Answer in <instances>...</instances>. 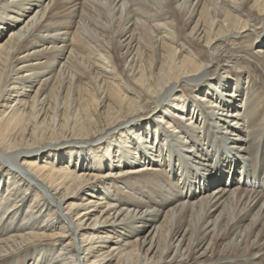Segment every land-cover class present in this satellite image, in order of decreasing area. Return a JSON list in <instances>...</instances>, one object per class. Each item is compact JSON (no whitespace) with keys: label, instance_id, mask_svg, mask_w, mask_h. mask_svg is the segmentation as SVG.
<instances>
[{"label":"bare ground","instance_id":"obj_1","mask_svg":"<svg viewBox=\"0 0 264 264\" xmlns=\"http://www.w3.org/2000/svg\"><path fill=\"white\" fill-rule=\"evenodd\" d=\"M0 264H264V0H0Z\"/></svg>","mask_w":264,"mask_h":264},{"label":"rangeland","instance_id":"obj_2","mask_svg":"<svg viewBox=\"0 0 264 264\" xmlns=\"http://www.w3.org/2000/svg\"><path fill=\"white\" fill-rule=\"evenodd\" d=\"M75 29H76V28H73V29L71 30L72 33H71V34L69 33L70 38H72V35H73V32L75 31Z\"/></svg>","mask_w":264,"mask_h":264}]
</instances>
